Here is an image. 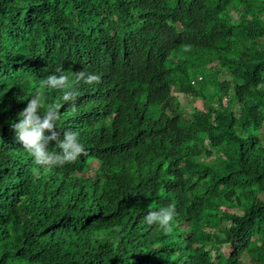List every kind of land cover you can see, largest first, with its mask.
I'll use <instances>...</instances> for the list:
<instances>
[{"label":"trees","instance_id":"obj_1","mask_svg":"<svg viewBox=\"0 0 264 264\" xmlns=\"http://www.w3.org/2000/svg\"><path fill=\"white\" fill-rule=\"evenodd\" d=\"M38 89L74 163L12 130ZM0 264H264V0H0Z\"/></svg>","mask_w":264,"mask_h":264},{"label":"clouds","instance_id":"obj_2","mask_svg":"<svg viewBox=\"0 0 264 264\" xmlns=\"http://www.w3.org/2000/svg\"><path fill=\"white\" fill-rule=\"evenodd\" d=\"M60 75H49L40 82V89H70L69 77L62 74V66L56 68ZM77 82L83 81L92 85L101 82V76L96 73L79 71L74 73ZM77 92L74 89L65 90L61 99L70 102L75 110ZM60 103L50 104L44 108L42 94L38 89L26 106L18 114V120L12 124V130L24 150L33 158L36 165L45 168L64 166L74 163L79 156L85 154L84 146L78 141L77 134L71 131L61 132L56 128L59 119ZM44 108L43 115L40 109ZM47 133V134H46ZM54 142L59 152L49 151V145ZM175 216V206L162 207L158 211H150L144 222L149 227L156 225L165 234L172 232V221Z\"/></svg>","mask_w":264,"mask_h":264},{"label":"rangeland","instance_id":"obj_3","mask_svg":"<svg viewBox=\"0 0 264 264\" xmlns=\"http://www.w3.org/2000/svg\"><path fill=\"white\" fill-rule=\"evenodd\" d=\"M174 94L177 97V99L180 102V104L186 110H189L190 107H194V108L199 109V110H203L204 109V103L201 100L193 99V98H187V97H184L183 95L177 94V93H174ZM224 102H226V100H224Z\"/></svg>","mask_w":264,"mask_h":264}]
</instances>
